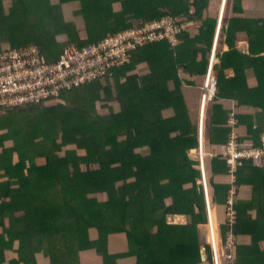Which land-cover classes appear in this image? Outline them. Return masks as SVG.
I'll list each match as a JSON object with an SVG mask.
<instances>
[{
	"label": "trees",
	"instance_id": "trees-1",
	"mask_svg": "<svg viewBox=\"0 0 264 264\" xmlns=\"http://www.w3.org/2000/svg\"><path fill=\"white\" fill-rule=\"evenodd\" d=\"M218 2L0 0V43L36 44L49 61L63 53L58 35L83 47L166 14L200 23L195 37L193 26L181 31L176 46L161 41L140 47L113 75L63 90L58 100L0 114V259L12 251L18 258L11 264H39L37 255L49 264H83L86 253L96 256L92 264H119L126 257H134L135 264H213L201 173L198 161L189 159L199 147L198 128L179 71L206 73ZM233 2V12H240V0ZM70 3L78 5L73 15L84 17L86 35L66 18L64 7ZM260 21L237 18L222 26L214 65L218 87L206 114V143L218 154L205 161L213 203L224 208L236 190V221L221 228L224 238L230 229L235 236L233 264H264V167L244 161L232 183L220 154L231 132L223 100L249 108L237 117L245 126L240 141L259 146L264 134V55L239 51L242 38L235 34L242 27L254 44L264 42ZM224 42L230 45L227 51H222ZM229 67L234 76H227ZM101 106L107 110L101 112ZM70 145L86 155L68 151L59 159ZM40 159L45 165L36 163ZM249 188L255 202L245 200L243 190ZM180 216L186 225L167 221ZM118 233L128 236L130 250L112 255L109 239Z\"/></svg>",
	"mask_w": 264,
	"mask_h": 264
},
{
	"label": "built area",
	"instance_id": "built-area-1",
	"mask_svg": "<svg viewBox=\"0 0 264 264\" xmlns=\"http://www.w3.org/2000/svg\"><path fill=\"white\" fill-rule=\"evenodd\" d=\"M194 0H191L193 3ZM191 12L195 6L191 5ZM182 15L166 14L158 19L147 20L140 26L121 30L107 36L104 40L86 46L67 45L61 57L49 61L36 44L20 47L5 46L0 50V114L6 109L27 104L58 100L61 92L82 84L94 82L99 78L113 75L114 68L125 65L140 47L154 42L168 41L176 46L180 43L179 34L192 24L183 20ZM215 52L211 54L201 93L202 113L198 128L199 154L198 169L201 173L199 186L202 188L207 222V241L211 247L213 264H233L235 261V236L230 229L226 238H221V223L214 217V203L210 195L205 161L207 157L218 156L206 143L205 114L208 103L214 98L218 79L214 72ZM239 121L231 111L228 126L231 128L228 144L222 154L231 169L232 183L238 168L244 161L264 167V134L259 146L240 141ZM236 190H232L224 207L225 223L230 228L236 221L234 208ZM217 242V243H216Z\"/></svg>",
	"mask_w": 264,
	"mask_h": 264
},
{
	"label": "crops",
	"instance_id": "crops-1",
	"mask_svg": "<svg viewBox=\"0 0 264 264\" xmlns=\"http://www.w3.org/2000/svg\"><path fill=\"white\" fill-rule=\"evenodd\" d=\"M218 2V6H214V10L215 12H213L216 15V29H215V33L213 35V39H212V44H211V52L209 57L211 56L212 52H215V58L217 59V48L219 45V36H220V32H221V28L224 25H228L232 19H248V20H252V19H259L261 20L260 23H264V0H240L241 3V11L240 12H233V0H216V3ZM238 25L241 26L243 25L242 23L238 22ZM194 27V29L192 30L191 36L195 37L197 34L200 33V23H198V21L196 20H192V24L190 25V27ZM243 29V31H241ZM238 36H241V40L238 41V44L236 45V48L243 52V53H248V54H253V55H264V42L260 41L257 42L256 44H254L251 39L248 37V32L247 30L244 31V28H239L238 31L235 33ZM230 49V45L227 42L223 43L222 46V51H227ZM252 51V53H251ZM218 61L215 60V64ZM214 64V65H215ZM179 76L181 78V82H182V88L183 86H193L194 84H189V83H197V82H201L203 83L204 81V75L203 74H196V73H188L185 71L180 70L179 71ZM226 74L227 76H234L235 74V70L233 67H229L226 70ZM248 81V80H247ZM255 81V79H249V83L253 84ZM253 86V85H251ZM188 89V90H187ZM191 89H194V87L190 88V87H186V91H184V89L182 90L185 96V99L188 103V106L190 108V111H192L193 106H191V104L193 102H190L191 100L196 99L198 96L197 95H192V91ZM189 93H188V92ZM189 95V97H188ZM198 99L200 100V94ZM230 104V109L228 108L227 110H229L228 114H230L231 111H234L237 115V117L241 114L247 113L249 111V108L247 107H239V103L237 100L235 99H231L228 101ZM198 104H196V106L198 107L199 105V101H197ZM196 110V107L194 108ZM197 114V113H196ZM192 117V116H191ZM239 118V117H238ZM229 119V116H228ZM228 124V122H227ZM242 125H239L238 128V132L242 131ZM244 126V125H243ZM245 127V126H244ZM250 189V188H249ZM248 190V189H245ZM244 191V190H243ZM249 195V194H248ZM249 198L251 196H248ZM115 235L111 236L114 237ZM117 238H113L111 239V244H110V254L112 253V255H116V254H124L127 253L130 249H129V241H128V236L123 233V234H119L116 235ZM41 257L43 255H40ZM39 255H37V259H38V263L40 262L39 260ZM18 258V254L15 252H6L5 254V258L4 259H0V264H11L10 261L12 260H17ZM90 258V259H87ZM93 259H96V256L92 253H86L84 254V259H83V264H92ZM46 260V259H45ZM98 260V259H97ZM46 263L44 264H49L48 260L45 261ZM119 264H135V258L134 257H126V258H122L119 261ZM24 264V263H22ZM39 264H42L41 262ZM93 264H101V260H99L98 263H93Z\"/></svg>",
	"mask_w": 264,
	"mask_h": 264
},
{
	"label": "rangeland",
	"instance_id": "rangeland-1",
	"mask_svg": "<svg viewBox=\"0 0 264 264\" xmlns=\"http://www.w3.org/2000/svg\"><path fill=\"white\" fill-rule=\"evenodd\" d=\"M53 2H57L58 0H52ZM6 4V8H8L9 6H10V2H7V3H5ZM77 4H75V3H70V4H67V5H65V7H64V12H65V15H66V18L67 19H69V20H75L77 23H78V25L82 28V31H81V34L82 35H86V30H85V19H84V17H75V15H73V11H75L76 10V8H77ZM136 21V20H135ZM58 39H59V42H60V44L62 43V45H63V49L67 46V45H70V44H76V43H70V41L68 40V37L67 36H65V35H58ZM1 42V41H0ZM1 44V43H0ZM7 45H11L10 43H5V42H2V44H1V49L2 48H4L5 46H7ZM77 45V44H76ZM210 59H211V57H209V61H210ZM215 60H217L216 58H215ZM204 78H205V76H204ZM190 85L191 84H194L193 86H186V87H190V88H192V87H194V89H191V91H192V95H197L198 97H199V94H200V99H201V91H202V86H203V83H202V81L201 82H195V83H189ZM186 87L185 86H183V88H182V90L184 89V91H186ZM188 90V89H187ZM188 92V91H187ZM189 93V92H188ZM188 97H189V95H188ZM198 97L196 98V99H194V100H191V101H189V103L190 102H193L192 104H191V106H193V108H192V111H191V116H192V121H193V124L194 125H197V128H199V123H200V117H201V113H202V107H201V101L198 99ZM190 98V97H189ZM197 101H199V105H198V107L196 106V104H198L197 103ZM223 104L225 105V108H229L230 109V104H229V102H228V100H223ZM189 106H190V104H189ZM208 106H209V104H208ZM208 106L206 107V114H207V111H208ZM196 107V110L194 109ZM116 108L117 109H119V107L118 106H116ZM107 109L106 108H104V107H100V111L101 112H105ZM197 113V114H196ZM104 114V113H103ZM206 114H205V116H206ZM205 125H206V118H205ZM5 145H7L8 146V148H12L13 147V145H14V143H13V141L12 142H10V141H8V142H6V144ZM5 148H6V146H5ZM73 152V151H75V152H79V156H81V157H84L85 155H86V153H85V151H79V149L77 148V146L76 145H70L68 148H66V149H63V151L62 152H59L58 153V157H59V159L60 158H65L66 157V154H68V153H66V152ZM0 154H1V150H0ZM13 162L15 163V164H17V162L19 163V159H18V156H17V154H15V156H14V159H13ZM36 163L39 165V164H43V165H45V159H40V160H36ZM26 165H27V167L28 168H30V164L29 163H26ZM206 171H207V169H206ZM243 194H244V197H247V198H245V200H249V201H256L257 200V196H255V194L253 193V191H252V189L250 188V189H248V190H244L243 191ZM249 194V195H248ZM248 196H251L250 198L248 197ZM167 202L169 203V202H171V200H167ZM214 217H216L215 219L217 220V223L219 224L220 223V221H222V223H221V228H222V225H224L225 224V219L224 218H226V217H224V215H225V211H224V208H221L220 206H217L215 203H214ZM170 224H172V225H179V224H181V225H186V223H187V220H184V218H182L181 216L180 217H175V218H173V219H169L168 218V220H167ZM198 229H199V233H202V231H204V230H202V228H199L198 227ZM94 231V230H93ZM119 234H121V233H118V234H114L115 236L114 237H111V236H113V235H111L110 236V239H109V241H110V244H111V239H113V238H117V236L116 235H119ZM220 237L221 238H224L223 237V235H222V233H220ZM109 251H110V248H109ZM112 254V253H111ZM39 261L42 263V264H44V263H46L45 261H47V259L45 260V258L42 256H40L39 257Z\"/></svg>",
	"mask_w": 264,
	"mask_h": 264
},
{
	"label": "water",
	"instance_id": "water-1",
	"mask_svg": "<svg viewBox=\"0 0 264 264\" xmlns=\"http://www.w3.org/2000/svg\"><path fill=\"white\" fill-rule=\"evenodd\" d=\"M189 159L193 162H196L199 160V154L197 152V149L190 151ZM201 257H202V261H207L208 259V254L204 246H201Z\"/></svg>",
	"mask_w": 264,
	"mask_h": 264
},
{
	"label": "clouds",
	"instance_id": "clouds-1",
	"mask_svg": "<svg viewBox=\"0 0 264 264\" xmlns=\"http://www.w3.org/2000/svg\"><path fill=\"white\" fill-rule=\"evenodd\" d=\"M28 45V44H27ZM211 57V56H210ZM210 62V61H209ZM208 66H209V63H208ZM213 68H214V66H213ZM207 69H208V67H207ZM207 72V71H206ZM215 72V71H214ZM205 75H206V73H205ZM204 75V76H205ZM216 75V74H215ZM205 79V78H204ZM218 79V78H217ZM204 82V81H203ZM198 185H199V183H198ZM203 196H204V194H203ZM205 199V198H204ZM206 249V248H205Z\"/></svg>",
	"mask_w": 264,
	"mask_h": 264
},
{
	"label": "bare ground",
	"instance_id": "bare-ground-1",
	"mask_svg": "<svg viewBox=\"0 0 264 264\" xmlns=\"http://www.w3.org/2000/svg\"><path fill=\"white\" fill-rule=\"evenodd\" d=\"M217 243V242H216Z\"/></svg>",
	"mask_w": 264,
	"mask_h": 264
}]
</instances>
